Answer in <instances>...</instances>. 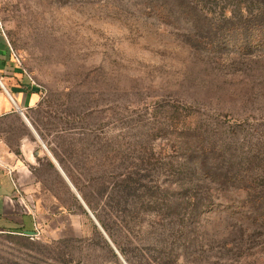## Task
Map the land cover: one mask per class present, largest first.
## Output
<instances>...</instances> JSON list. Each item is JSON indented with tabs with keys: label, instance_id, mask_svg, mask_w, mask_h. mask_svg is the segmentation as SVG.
Returning a JSON list of instances; mask_svg holds the SVG:
<instances>
[{
	"label": "rangeland",
	"instance_id": "374dc122",
	"mask_svg": "<svg viewBox=\"0 0 264 264\" xmlns=\"http://www.w3.org/2000/svg\"><path fill=\"white\" fill-rule=\"evenodd\" d=\"M0 22L39 96L0 126L36 222L0 264H264V0H0Z\"/></svg>",
	"mask_w": 264,
	"mask_h": 264
},
{
	"label": "crops",
	"instance_id": "0c3cea01",
	"mask_svg": "<svg viewBox=\"0 0 264 264\" xmlns=\"http://www.w3.org/2000/svg\"><path fill=\"white\" fill-rule=\"evenodd\" d=\"M37 91L12 53L0 22V126L17 119L30 128L24 115L38 103ZM16 181L0 158V232L29 236L36 229L32 201Z\"/></svg>",
	"mask_w": 264,
	"mask_h": 264
},
{
	"label": "built area",
	"instance_id": "2783aa9c",
	"mask_svg": "<svg viewBox=\"0 0 264 264\" xmlns=\"http://www.w3.org/2000/svg\"><path fill=\"white\" fill-rule=\"evenodd\" d=\"M17 59V58H16ZM17 62L19 63V61L17 60ZM32 210H33V208H32Z\"/></svg>",
	"mask_w": 264,
	"mask_h": 264
}]
</instances>
